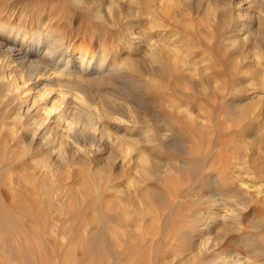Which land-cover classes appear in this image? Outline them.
<instances>
[{"label": "rangeland", "instance_id": "1", "mask_svg": "<svg viewBox=\"0 0 264 264\" xmlns=\"http://www.w3.org/2000/svg\"><path fill=\"white\" fill-rule=\"evenodd\" d=\"M103 1L0 0V30L19 27L36 36L54 31L69 51L82 48L96 58L104 53L108 61L129 54L143 71L160 73L157 82L114 77L117 83L91 91L95 102L118 114L139 110L151 124L154 116L157 126L145 122L133 135L169 144L132 146L129 151L128 146H59L58 131L52 137L57 148L65 147L67 158L54 170L41 166L38 153L46 146H28L23 134L14 135L21 124L12 117L19 101L7 97L0 80V203L6 208L36 204L39 210L30 219L44 223L38 235L49 247L26 259L39 264H230L232 255L242 252L263 261L246 245L253 240H242L257 235L252 245L264 254V193L240 186L246 178L264 188V101L254 92L264 72L257 76L255 68L246 67L243 58L254 57L253 43H231L232 37H244L246 21H240L243 27L240 19L225 14L230 8L225 4L217 9L218 17L205 14L206 0H157L155 6L160 4L151 12L122 0L114 2L113 15L102 16L104 2H111ZM174 43L195 67L166 53L163 47ZM150 47L160 53L159 59L167 55L151 63ZM72 95L68 93L70 99ZM100 133L90 129L87 136L97 139ZM146 184L158 189L157 199L140 194L139 187ZM234 214L239 229L233 225ZM14 222L16 218L12 234L1 235L0 264H26L9 251L22 244L17 238L23 232ZM76 255L87 258L79 263Z\"/></svg>", "mask_w": 264, "mask_h": 264}, {"label": "bare ground", "instance_id": "2", "mask_svg": "<svg viewBox=\"0 0 264 264\" xmlns=\"http://www.w3.org/2000/svg\"><path fill=\"white\" fill-rule=\"evenodd\" d=\"M108 1L111 2H106V3L104 2V5L107 4L106 7L107 10H103V8L99 10L100 15L104 14L102 16H105V14L113 15L114 2H117L118 4L122 0H108ZM126 1L129 2L130 4L133 3L142 4V7L144 8L143 10L145 12L146 10H149L150 12L156 10L154 9V6L157 0H126ZM186 1H187L186 3L189 2L188 4H190L191 0H186ZM206 1L205 4L203 3V5L206 6L205 14L209 15L211 13L212 14L214 13L216 16L218 14L217 9L220 7V5L223 6L225 4L228 7H230L228 8L226 6L230 12H228V9L225 8L224 12L227 9V12L229 13L228 14L226 12L225 14L230 15V18L232 17L238 20L240 19L239 20L240 24L242 21H246V22H242V24L245 23L244 26L246 30V32H243L245 34V35L243 34L244 37H242V35L239 37H237L238 35L236 37H232L231 43L233 46L239 43V41L241 40H244V42L246 43L247 42L253 43L251 47L254 52V57L252 59H248L246 56H244L243 59L247 60L246 67L255 68L256 71L255 75L257 74V76H261L264 72L262 71L264 70V0H246L248 4L246 5V7L242 6L243 3L239 4V0L238 2L237 0H206ZM157 4L155 6L156 8H157ZM255 8L256 9L259 8L262 12H260L259 9L256 10ZM222 9H220L221 15L222 13H224L222 12L223 11ZM221 15L219 14V18L221 17ZM227 15L224 17L229 18V16ZM215 16L213 17L216 18ZM237 23L235 21L236 26ZM242 24L240 26H243ZM49 32L50 31H48V33L46 34L47 36H43V35L36 36L33 34L29 35L28 32H25L22 28L19 27L17 29L14 28V29L0 30V56H2V58H0V80H2L4 85L7 86V90H8L7 97L10 98L11 101H14L15 99L19 101V105L17 106V109H15L16 111L12 112L14 114V116L12 117L16 118V121L18 119L21 122V124L19 125V127L14 125L13 127L15 126L16 127L12 130V132L14 133L15 136L17 135V133H20V135L23 134L24 136L23 141H25L28 146H46L45 150H41L38 153L39 155L42 156L41 166H48L50 169L52 168L54 170V168H58L61 162L67 158L66 150H64L65 147L63 149L61 147L57 148L55 145V138L53 140L52 133L54 134V132L55 133L57 132L58 134V131L59 132L62 131L61 135L58 134L61 136L59 140V146H68V147L87 146V145L97 146V147L98 146H126V147L128 146V148L127 149L125 148V150L129 151L132 150V146H159V145L167 146V144H169V142L167 143V141L165 142L162 141L161 139L140 140L133 135L135 132L139 130L138 126H140L145 122L148 125H153L155 122L154 126H157L156 125L157 120L154 118V116L151 118L152 120V124H151L150 120L146 116L147 114L142 115L138 113L139 110L135 111V109H132L133 111L131 110L128 111V114L127 113L118 114L116 112H113L112 109H110L109 106H107L106 104L104 103L100 104L101 102L99 99L94 98L99 100L98 101L100 102L99 104L95 102L93 100V93H92L93 91H91L92 87L98 88L100 86H103L104 88V86L108 83L109 84L117 83L114 81V77H121L127 80L131 79L132 77L131 83L133 82L141 83V76H143L142 78L145 77L147 81L157 82V80L160 81V77H159L160 73H157L154 70L147 72L143 71L140 65H138L137 61L129 54H126L120 61H117L115 58L114 60L108 61L107 55L104 53L101 54L99 58H96L94 57L95 55L94 53L93 56H89L87 52L82 48L69 51L67 47L66 48L64 47L63 39L57 32L54 31H51L50 33ZM259 36H261V38L263 39H260ZM172 47L169 48L163 47V49L167 50L166 53L168 55H170L169 53H172L173 55L179 58V56L181 55L180 53L181 49H179L180 47L177 46L176 44L173 45ZM148 53H149L148 57H150L151 63L153 62V60L155 62L156 60H158L159 62L162 58H164L167 55V54L166 55L162 54L160 57L161 59H159L158 54L160 53H156L154 47H150ZM185 56L182 57L180 56V58L183 59L182 61H184L185 63L187 62L191 63L192 60L188 61L190 59H188L187 57V61H186ZM192 63H194V61ZM194 64H196V62ZM132 72L135 73L133 74ZM258 84H260V86H258V88H256L254 92L258 94L259 96L258 98L260 99V101H264V81H262V83L259 82ZM97 88L95 89L98 90ZM68 93L69 94L73 93L74 96L72 95L73 96L72 99L68 97ZM3 103L4 100L3 99L0 100V107ZM171 107L173 109V113L174 111L177 112L176 111L177 106L171 105ZM96 119H98L99 122L101 121L100 123H102L101 125L102 128L96 125L95 123ZM79 123L81 124L82 127L79 126ZM110 123L112 126L110 125ZM90 129H95V130L99 129L101 131L100 136L97 139L87 136ZM0 146H3L1 141H0ZM74 154H76V152H74ZM70 155H71V159H73L74 158L73 152L69 153V158ZM143 157L145 161L148 160L147 155H144ZM96 170H99L101 172L104 171L103 173L105 174L109 173L105 169L96 168ZM240 186L245 188V190L248 189V191L254 190L257 195L264 193V188L263 189L261 188L262 183L261 185L258 186L255 184H250L249 180L246 181V178L245 180L241 179ZM139 189H140L139 190L140 194L142 196L145 195L149 199L151 197H153L154 199H157L159 197L158 195L159 192L157 191L158 189L153 185L146 184L142 187H139ZM34 210H39L36 204H31L29 208L28 206L24 207L23 205H20V203L17 204L15 203L14 207L9 206V208H6L4 207L3 204L0 203V239H1V235H3L2 238H4L5 231L8 232L9 234H12L14 230V227L12 226V221L14 220V218H16V222H14L15 228H17L18 226L19 229L23 232L19 236V238H17L18 239L17 241L19 242L22 241V244L21 246H18L16 249H12L14 246H10L12 248L9 249V251L12 252L14 255H17L18 258H21L22 263L24 261L26 262V264H39L35 259H34L35 261H28L26 257L29 256V254L34 255L36 252L49 251V247L44 243V240H42L40 235H38V231L43 229L44 223L43 224L40 222L35 223L32 222L30 219V217H32ZM234 215L235 216H233V221H234L233 225H235L234 227L238 226L239 229V224H241L240 219L236 214ZM221 216L223 215L221 214ZM257 239H258L257 235L254 234L253 235L248 234L246 235V237L242 238L243 243L245 244L249 241L252 242V240H253L252 244H255L256 242L255 240ZM252 244L247 243L246 245L251 246L252 251H254L257 256L259 257L264 256V254L262 255L263 250L261 251L259 246L256 247L257 245L254 246ZM106 247L108 246L106 245ZM241 253L236 252L234 255H232V260L230 261V264H264L263 263L264 260L261 261V259H254L253 261L250 255L248 256L246 254L242 256L243 254ZM94 254L97 257L100 256V251L98 250V248L95 250ZM255 256L253 254V257ZM86 258L87 257H82L78 255L75 256V259L79 263L84 262V259Z\"/></svg>", "mask_w": 264, "mask_h": 264}]
</instances>
